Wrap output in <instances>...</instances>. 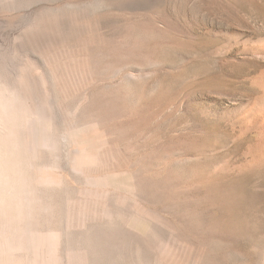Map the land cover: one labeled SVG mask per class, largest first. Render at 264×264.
<instances>
[{"label":"rangeland","instance_id":"obj_1","mask_svg":"<svg viewBox=\"0 0 264 264\" xmlns=\"http://www.w3.org/2000/svg\"><path fill=\"white\" fill-rule=\"evenodd\" d=\"M0 89V264H264V0H0Z\"/></svg>","mask_w":264,"mask_h":264},{"label":"bare ground","instance_id":"obj_2","mask_svg":"<svg viewBox=\"0 0 264 264\" xmlns=\"http://www.w3.org/2000/svg\"><path fill=\"white\" fill-rule=\"evenodd\" d=\"M97 3V2H96ZM101 3V2H100ZM68 4V3H67ZM74 4V3H73ZM72 4V5H73ZM101 6V5H100ZM66 7V6H65ZM69 7V5L67 6ZM99 8V7H98ZM49 9V8H48ZM47 9V10H48ZM64 10V9H63ZM74 10V9H73ZM89 11V10H88ZM63 12V11H62ZM61 14V13H60ZM51 16V15H50ZM81 16V15H80ZM90 16V15H89ZM49 17V16H48ZM54 18V17H53ZM87 19V18H86ZM80 20V19H79ZM89 20V19H88ZM96 21V20H95ZM79 27V26H78ZM52 37V36H51ZM96 62V61H95ZM16 82V81H15ZM8 85V84H7ZM12 86V85H11ZM10 86V87H11ZM13 86H17L16 85H13ZM20 88V86H18ZM4 88V87H3ZM16 88V87H15ZM2 89V88H1ZM0 91H4V90H1ZM5 89V88H4ZM11 90V89H10ZM9 91V90H8ZM8 91H7V94H8ZM17 91V90H16ZM0 92V93H1ZM13 92H15V90H13ZM13 92L10 93L9 91V94H12L13 95ZM6 94V92H4ZM16 93V92H15ZM8 94V95H9ZM16 95V94H15ZM6 97H10V96H6ZM14 97V95H13ZM2 99V98H1ZM9 100V99H8ZM1 101V100H0ZM11 101V99H10ZM2 102V101H1ZM4 102V101H3ZM6 102V101H5ZM8 102V101H7ZM6 102V103H7ZM15 102V101H14ZM17 103V102H16ZM20 103V101L18 102ZM3 106V105H2ZM11 106V105H10ZM1 107V105H0ZM12 107V106H11ZM21 109V108H20ZM36 109V108H35ZM42 109V112H45L43 111V108H40ZM38 110V109H37ZM11 111V110H9ZM1 112V111H0ZM30 112V111H29ZM35 112V111H34ZM39 112V111H37ZM36 113V112H35ZM41 113V112H40ZM50 113V112H49ZM2 114V113H1ZM46 114V112H45ZM34 115V114H33ZM51 115V114H50ZM49 115V116H50ZM1 116V115H0ZM6 116V115H5ZM27 116V115H26ZM44 113H42L41 115L38 114L37 117L35 119H31L30 117V121L28 122V126L26 127L27 128V136H26V143H27V146L29 148V150H31L33 153L38 151L39 149L43 148V149H46V150H53L54 152L53 153H56L55 152V148H56V141H57V138H59V136L55 135L54 131L55 128H54V131H53V123L51 124V121L46 118V116L44 117ZM15 117V115H14ZM18 117V116H17ZM25 117V116H24ZM32 117V116H31ZM51 117V116H50ZM20 118V117H19ZM22 118V117H21ZM20 118V121L22 120ZM26 118V117H25ZM15 119V118H14ZM13 119V120H14ZM51 119V118H50ZM26 120V119H25ZM54 127V126H53ZM23 130V129H22ZM59 133V132H58ZM64 138V137H63ZM61 140V137L60 139H58V141ZM23 143V142H22ZM1 148V147H0ZM90 149V147H89ZM57 150V149H56ZM74 150V149H73ZM2 153V152H1ZM2 155V154H1ZM7 155V154H5ZM8 156V155H7ZM3 157V156H2ZM5 157V156H4ZM3 157V158H4ZM11 159V158H10ZM95 159H96V154L93 153V151L90 150H87V149H83V148H80V147H77L75 148V156H74V159H73V162H72V167L73 169L75 170H81L82 167L84 165H89V164H93L95 162ZM3 160L4 159H0ZM8 160V158H7ZM7 160H4L6 161L5 163L8 164V161ZM13 164V163H12ZM9 165V164H8ZM11 165V164H10ZM92 166V165H91ZM4 167V166H3ZM13 167V165H12ZM0 168L2 169V165L0 166ZM0 169V170H1ZM3 171V170H2ZM4 172V171H3ZM22 173V172H21ZM4 178V177H3ZM1 174H0V216H2L3 214L5 215L6 213H10L9 215L10 218L8 221H6L7 219H4L6 222L1 226L0 224V233L4 236V238H0V241L1 239H5L3 240L4 242L6 241V243L8 242V239L10 238V233H9V230L7 229L8 227L12 229V231L15 232V234H12L13 237H11V239H18V245L16 247H21L23 248L22 246H25L27 249L33 245V248L34 246L35 247H38L35 245L36 241L33 242L32 241V235H33V232L31 230V227H30V221H28L27 219L31 216V212H30V209H29V206H28V202H27V197L26 196H29V194L25 193L24 194V197L23 196H17V193L15 192L14 190V187L15 185L13 184V186H11L12 184L8 183V181L6 182L5 179H3ZM30 192V191H29ZM12 196V197H11ZM31 196V194H30ZM33 196V195H32ZM14 197V198H13ZM31 198V197H30ZM33 198V197H32ZM3 215V216H4ZM6 217V216H4ZM8 217V216H7ZM6 217V218H7ZM34 217V216H33ZM23 218H26L25 220H23ZM2 218L0 219V223H2L1 220H3ZM20 220L21 221H25V223L20 227ZM30 220V219H29ZM4 222V221H3ZM8 223V224H7ZM23 223V222H22ZM32 224V223H31ZM18 226V227H17ZM32 226V225H31ZM10 229V230H11ZM14 229V230H13ZM9 233V234H8ZM38 236V235H37ZM9 237V238H8ZM39 239V238H38ZM37 239V240H38ZM34 240V239H33ZM14 241V240H13ZM11 240H9V242H13ZM16 241V240H15ZM8 242V243H9ZM33 242V243H32ZM39 244V243H38ZM13 245V244H11ZM14 245H16L14 243ZM14 245L12 246L14 248ZM0 246H1V243H0ZM5 248L7 246V250H9V248H12L10 245H7L5 244L4 245ZM10 246V247H9ZM17 248V249H18ZM31 248V247H30ZM29 248V249H30ZM3 249V248H2ZM26 249V251H27ZM13 250V249H12ZM15 250V249H14ZM25 250V249H24ZM31 250L33 251L34 249H30V252ZM29 251V250H28ZM9 253V252H8ZM7 253V254H8ZM3 254H5L3 252ZM13 254V253H12ZM20 254V253H18ZM32 254V253H31ZM15 255H16V250H15ZM0 256L1 258L4 256L2 255V252L0 253ZM4 258V257H3ZM2 258V259H3ZM202 258V257H201ZM17 259V258H16ZM3 262V260H2ZM4 262H9L8 260H4ZM201 262V261H200Z\"/></svg>","mask_w":264,"mask_h":264}]
</instances>
